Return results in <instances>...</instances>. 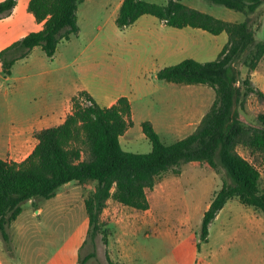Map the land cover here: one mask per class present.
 Segmentation results:
<instances>
[{
    "label": "trees",
    "instance_id": "trees-1",
    "mask_svg": "<svg viewBox=\"0 0 264 264\" xmlns=\"http://www.w3.org/2000/svg\"><path fill=\"white\" fill-rule=\"evenodd\" d=\"M83 0H29L28 9L42 28L32 31L0 51L4 72L11 75L13 65L41 46L52 58L63 40L80 31L78 7ZM245 14L243 22H231L193 8L181 0L158 4L147 0H124L116 24L125 29L139 17L150 14L167 25L202 28L213 34L227 32L229 41L217 59L200 62L192 58L162 68L158 78L178 84H207L216 98L198 128L190 135L166 144L150 121L142 130L152 143L147 153L123 149L120 137L134 125L131 102L122 96L105 107L87 91L72 99V110L63 122L36 130L37 144L22 161L0 157V233L11 249L9 227L22 213L28 201L36 203L54 197L72 181L95 182L85 198L89 238L95 243L100 233L107 236L102 214L108 201L140 211L150 208L148 189L159 178L174 171L181 173L192 161L207 162L223 173L221 188L215 192L201 224V241L207 242L210 226L224 205L232 198L264 213L262 171L254 160L242 155L245 146L252 156L264 155V112L249 120L244 112L246 97L264 100V90L242 68L258 67L264 57V41L256 39L251 15L264 0H207ZM18 0L0 1V19L9 15ZM255 49V52L253 51ZM250 57V58H249ZM95 251L84 259L95 257Z\"/></svg>",
    "mask_w": 264,
    "mask_h": 264
},
{
    "label": "rangeland",
    "instance_id": "rangeland-1",
    "mask_svg": "<svg viewBox=\"0 0 264 264\" xmlns=\"http://www.w3.org/2000/svg\"><path fill=\"white\" fill-rule=\"evenodd\" d=\"M147 1L165 3V0ZM199 2L205 6L198 8L216 15L229 18L232 13L241 14L207 0ZM28 3L29 0H19L14 15H11L12 11L4 17L11 15L9 18L0 21V51L42 28L28 9ZM114 5L115 0H93L81 5L84 33L91 34L93 27L91 18H84V14L91 17L95 14L104 31L111 32L115 42L112 45L123 41L124 35L113 16ZM251 20L256 39L264 41V2L251 15ZM102 34L103 31L96 29L93 32L98 37ZM63 46H59L60 53ZM27 57L13 65L11 75L5 74L0 59V145L19 125L33 118L35 109L46 100L59 99L83 82L100 83L91 74L80 71L77 63L71 62L62 70L58 69L60 57L57 60L54 56L48 57L41 46L33 48ZM244 112L249 120H256L258 114L264 112V100L254 94L246 97ZM137 131H133L136 146L127 151L149 152L147 141L138 140ZM26 144L30 146L32 142ZM238 150L257 163L264 187V155L252 156L245 146H239ZM206 163L202 162L200 166L199 163L188 164L181 173L169 171L159 178L154 188L147 191L150 208L146 211L119 207L121 218L112 221L111 201L107 204L108 210L102 214L107 236L100 233L95 243L89 238L85 208V198L95 188V182L79 184L72 181L63 185L49 200L26 202L17 224L38 228L34 244L37 264H42L56 252L70 264L67 258L73 253L75 239H84L76 257L78 264H264V213L258 210L255 214L262 217L257 219L252 207L244 206L236 199H232L211 224L208 241H201L204 212L223 182V173L207 168ZM5 248L8 254L16 256L13 245L11 249L7 245ZM93 251L96 256L85 260Z\"/></svg>",
    "mask_w": 264,
    "mask_h": 264
},
{
    "label": "crops",
    "instance_id": "crops-1",
    "mask_svg": "<svg viewBox=\"0 0 264 264\" xmlns=\"http://www.w3.org/2000/svg\"><path fill=\"white\" fill-rule=\"evenodd\" d=\"M92 1L83 0L79 4V34L69 40L61 41L59 46L64 45L63 50L60 53L58 46L54 59L57 60L60 57L58 64V69L60 70L71 62L77 63L80 71L91 74L95 80L99 79L100 83L90 85L83 82L81 86H75L72 91L65 93L61 98L54 101L46 100L42 105L38 106L35 109L33 118L19 125L9 135L7 141L1 142V158L22 161L28 157L37 144V139L34 135L35 131L63 122L67 114L72 110L73 97L80 91H87L97 103L105 107L114 105L122 96L129 98L134 125L120 137V143L126 151L132 150L136 146L137 138L133 136L135 129L138 130V140L147 141L149 152L151 151L152 143L142 130L144 121L152 123L164 143L172 144L193 133L213 105L216 98V92L213 87L201 83L178 84L160 80L158 72L166 66L178 64L188 58L200 62L217 59L229 41L227 32L213 34L202 28L192 26L176 28L167 25L156 16L145 14L139 17L134 24L123 30L116 24L119 31L124 35V40L117 42V45H112V42H115L111 38V32L104 31L103 25L98 23L100 18H97L95 14L92 17L88 13L84 14V18H91L93 22L91 34L86 35L84 33L81 19L82 13L80 14L81 5L89 4ZM123 1L115 0L113 9L115 20ZM181 1L190 7L207 12L204 8L197 7L199 5L205 6L199 0ZM163 2L165 3L162 4H166L168 0ZM15 9L16 7L11 15H14ZM207 13L231 22H243L246 19L245 14L242 12H239L241 14L232 13V17L229 18L216 15L213 12ZM6 18H2L0 21ZM95 29L103 31V34L99 35V37L93 35ZM69 58L72 59L70 60ZM117 59L119 60L117 61ZM19 62L20 60L14 66ZM263 64L264 57H262L255 70L249 71L246 67L242 69V76H250L252 82L262 90H264ZM27 141L32 142V145L26 144ZM198 163L200 166L202 162L192 161L189 165H198ZM204 165L212 169L209 164L206 163ZM232 199L238 200V198ZM111 201L112 221L121 218V214L118 212L119 207L133 209L114 199H110L108 204ZM209 205L210 203L208 207ZM252 208L254 216L257 219L261 218L262 215L255 214L258 210L254 207ZM107 210L108 208L105 209V212ZM24 211L25 208L8 229L11 246L13 245L16 256L8 254L4 239L0 240V264H37L34 256L36 254H34V244L37 237L36 229L38 228L36 225L22 226L17 224L19 217L23 215ZM0 237H2L1 234ZM73 243V253L69 255L67 261H70V264H78L76 257H78V250L84 244V239H75ZM63 260V255L56 252L42 264H68Z\"/></svg>",
    "mask_w": 264,
    "mask_h": 264
}]
</instances>
